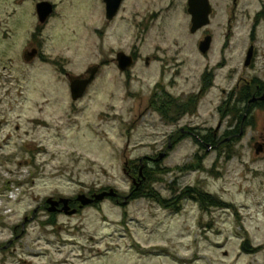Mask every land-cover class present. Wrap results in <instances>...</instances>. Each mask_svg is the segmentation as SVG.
<instances>
[{
	"label": "rangeland",
	"instance_id": "obj_1",
	"mask_svg": "<svg viewBox=\"0 0 264 264\" xmlns=\"http://www.w3.org/2000/svg\"><path fill=\"white\" fill-rule=\"evenodd\" d=\"M36 1L0 0V245L14 241L15 251L2 260L264 264V155L255 153L251 135L216 150L198 149L190 139L175 145L179 128L215 129L218 115L184 116L175 125L151 101L158 87L180 100L200 89L205 69L220 62L232 0H210L211 24L196 34L188 0H126L112 23L102 0H49L57 7L43 35L35 34ZM263 3L241 0L227 45L242 54L256 28L257 68L264 65V17L255 28L253 19ZM206 33L214 41L211 59L199 50ZM34 41L44 42V56L30 64L24 52ZM119 53L137 56L130 71L119 70ZM234 58L230 63L241 65ZM96 66L85 96L73 101L70 79ZM217 85L200 111L215 110L226 87L221 77ZM141 170L146 178L153 173L151 186L166 202L197 189L222 205L202 208L192 197L176 209L149 198L129 201L146 180ZM111 189L118 203L106 199L74 216H33L49 198Z\"/></svg>",
	"mask_w": 264,
	"mask_h": 264
},
{
	"label": "flooded vegetation",
	"instance_id": "obj_2",
	"mask_svg": "<svg viewBox=\"0 0 264 264\" xmlns=\"http://www.w3.org/2000/svg\"><path fill=\"white\" fill-rule=\"evenodd\" d=\"M28 1V0H25ZM36 1V0H33ZM106 9L105 1L102 0ZM52 3L49 0H38L36 1V9H35V17L38 22L37 32L35 34L43 35V30H45L46 25L51 17H53L56 9V5H54V13L48 18V20L42 23L41 17L38 12V6L42 3ZM126 0L123 1L122 6ZM189 2V0H188ZM211 2V1H210ZM233 8L228 12L230 17L228 21L229 31L227 34V41H225L223 48L220 50L219 63L213 65L210 68H206L204 74L202 76L201 87L197 92L192 93L187 96V98L182 99L181 103L186 104L188 100L191 101L193 96H196L194 100L195 108L189 107V109H184L181 112L176 111V109H171L173 105L161 103L160 104V112H157L158 115H185L188 117L196 116V115H218L219 122L217 127L208 128V127H192V126H184L179 128L174 134L176 135L175 145L181 143L184 139H190L193 144L196 145L198 149H219L229 148L233 145H237L243 142L244 139L247 138L248 135H251V141H253V149L258 156L264 155V126L259 129L258 120L259 115H264V65L262 67L257 68L258 61L260 60L259 49L256 48V28L257 24H259L258 17L264 13V3L262 4V9L258 12L254 19V31L250 34V46L245 51L240 53L239 55L231 54V48L227 45H230V41L234 38L233 32V24L235 22V14L238 9L239 3L241 0H232ZM264 2V0H261ZM122 8V7H121ZM187 11L189 13V6L187 5ZM215 11L213 8V13L211 16H214ZM190 15V14H189ZM191 16V15H190ZM192 21V18H191ZM113 22V21H112ZM109 22V23H112ZM204 29V28H203ZM201 29V30H203ZM200 30V31H201ZM199 32V31H198ZM197 32V33H198ZM211 36L210 33H206L203 35V40ZM212 37V36H211ZM213 39V37H212ZM36 40V39H34ZM41 44H37L36 41L30 43L29 49L24 52V59L26 62L33 64L36 60H41L43 58L42 47L44 42H40ZM214 41H212V45L207 54H203L205 58L211 59V51ZM234 50V49H233ZM251 52V56H250ZM31 54H34L31 57ZM134 58L135 64L137 62V56L135 54H131ZM237 57L238 60H241V65H232L230 61ZM29 59V61L27 59ZM235 59V58H234ZM62 68V65H61ZM62 71V70H61ZM250 72L253 75H250ZM85 77H87L85 75ZM96 77V76H95ZM205 77V84L203 78ZM219 77L222 78L223 82L226 84L225 88L221 89L220 101L218 102L215 110H207L206 112L200 111L201 102L208 97L209 93H211L214 89H217L219 85H217V80ZM163 88V87H161ZM164 91L171 97L173 96L169 94L166 89ZM160 97H163V90L159 91ZM175 98V97H174ZM173 98V99H174ZM184 117V116H183ZM175 123V125H179L181 123V119ZM181 120V121H180ZM173 145H170V149ZM154 162H159V160H154ZM141 173V171H139ZM133 182L136 183L135 179L131 177ZM50 199V198H49ZM45 200L43 204H41L35 211H33V216H37L42 212H46L51 216L61 215L60 211L63 210L64 205L56 207L55 213H50L51 205L48 203V200ZM55 201H60L62 198H55ZM186 199V198H184ZM70 208L71 210L79 209L80 203L77 199H70ZM80 210H78V213ZM65 215V214H64ZM27 223L30 221L29 219L25 220ZM33 222L35 219L32 220ZM25 222V223H26ZM25 225V224H24ZM23 225V226H24ZM18 227H16L15 232H17ZM19 238V237H18ZM13 244L14 241H9L5 243V245H0V256H4L3 258H7L10 256L13 258ZM8 259L2 260L0 257V264H7Z\"/></svg>",
	"mask_w": 264,
	"mask_h": 264
},
{
	"label": "water",
	"instance_id": "obj_3",
	"mask_svg": "<svg viewBox=\"0 0 264 264\" xmlns=\"http://www.w3.org/2000/svg\"><path fill=\"white\" fill-rule=\"evenodd\" d=\"M106 4V18L108 21H113L118 15L122 3L124 0H104ZM189 14L192 17V28L191 32L193 34L197 33L203 28L208 27L211 24V15L213 13V8L210 3V0H189ZM38 12L41 17L42 23L46 22L48 17H50L54 12V7L50 3H42L38 6ZM212 37L208 36L201 42L199 49L202 54H207L212 45ZM34 54H31L33 57ZM251 56V52H250ZM27 59V58H26ZM29 61V59H27ZM135 64L134 58L125 53H119L117 55V66L121 72L129 71ZM100 67H92L88 70L87 77H72L70 79V88L73 101H78L84 97L86 91L90 84L93 82L96 74L98 73ZM166 157V154H161L159 160H163ZM141 177H144L143 171L140 173ZM145 179V178H144ZM139 186V185H138ZM119 197L118 193L111 189L108 192H102L100 194H95L91 198L87 195H80L77 198V201L80 203L79 210L84 209L87 206L93 205L95 203H100L106 200L107 198L117 199ZM69 199H61L60 201H55L53 198L48 200V203L51 205L50 213L56 212V207L61 204L64 205L61 213H64L67 216H74L78 213V209L71 210L69 204Z\"/></svg>",
	"mask_w": 264,
	"mask_h": 264
},
{
	"label": "trees",
	"instance_id": "obj_4",
	"mask_svg": "<svg viewBox=\"0 0 264 264\" xmlns=\"http://www.w3.org/2000/svg\"><path fill=\"white\" fill-rule=\"evenodd\" d=\"M264 17V13H262L259 17L258 20L260 22V18L263 19ZM204 84H205V77L203 78ZM159 91V87L156 90L155 94L152 96V107L155 111L160 112V104L161 103H165V104H170L173 105L171 109H176V111L181 112L184 109H189V107H193L195 106L194 104V100L196 99V96H193L191 98V101L188 100L187 103L182 104L180 99H173L171 98L165 91H163L162 96L160 97V94L158 93ZM186 107V108H185ZM195 108V107H194ZM185 115H162V118L167 121V122H177L180 117H183ZM136 168H135V173H136ZM145 173V171H144ZM151 174L146 173L147 178L144 181L143 185L140 186L138 189H133L131 195L128 197L127 200L129 201H134L137 199H141V198H149L151 200L157 201L159 202L163 207L165 208H172V209H176L177 205L176 203H178V201L182 200L183 198H196L199 203L201 204L202 208H206L207 206L211 207V206H218V205H222V203L217 200L215 197L208 195L206 193L201 192L200 190L194 189V190H186L182 195H180L179 197L176 198V200H172L170 202H166L165 200H163L159 193L157 191H155L153 189V187L151 186V182L153 183V181L156 180L155 177H153V173L150 172ZM146 177V176H145ZM91 196V195H90ZM117 203H118V199H117ZM51 225H55L54 222H50Z\"/></svg>",
	"mask_w": 264,
	"mask_h": 264
}]
</instances>
